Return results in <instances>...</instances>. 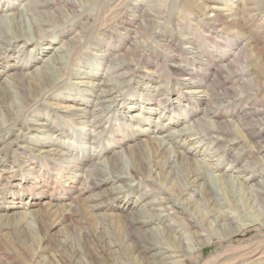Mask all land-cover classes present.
Masks as SVG:
<instances>
[{"label": "rangeland", "instance_id": "1", "mask_svg": "<svg viewBox=\"0 0 264 264\" xmlns=\"http://www.w3.org/2000/svg\"><path fill=\"white\" fill-rule=\"evenodd\" d=\"M84 1L81 3L83 7H80V10L84 14L81 21L86 24L85 34L89 37L99 35L105 41H102L105 44L108 40L114 38L116 46L114 45L112 50H107L106 53H103L100 48L96 49L93 46L90 48V46L86 45L88 48L84 46L76 51L72 57H69L67 68L60 70V67L58 68V65L51 63V60L55 54L60 55L62 60H68L66 59L67 56L65 57L60 52L59 47L63 43V38L67 39V35L76 33L77 28L76 30L72 29V33L63 32L58 34L56 31L48 32L47 36L42 37V39L38 38L39 42L36 45L41 46V48H37L31 43L23 46L19 40L7 49L9 54L0 60V123L6 122V125L8 124V116L5 114L8 110L24 108L23 97L17 88L6 85V88L1 89V84H8L5 72L10 67L15 64L21 66L28 61L31 64H28L27 69L22 66L24 67L23 72L29 73L30 70L38 68L42 62H49L53 73L51 79L57 80V85L43 97H38L36 92L29 89L27 94L30 97L28 98L38 100L37 103L40 108L37 107L32 112L26 111L18 119L17 123L0 128V264H146L147 260L145 257L147 258L149 251L144 249L141 251V248L138 249L135 246L133 239L135 234L124 224L122 215L125 214L123 211H127L129 208V211L132 209L135 213H145L146 217L147 213H153L152 210L148 211V208L162 209L157 204L144 206L152 197L148 198V200H142L145 196L139 198V195L148 192V187L145 185L135 187L136 183L132 181H130L131 183L129 181L116 182L115 185H120L123 193H125L117 196L113 195V197L106 200H90V197L98 191L113 190L114 186H112L111 182L103 186L100 185V188L94 189V191H82L86 185L85 170L92 156L100 155L97 159V163H101L98 165L100 168L107 166L105 163L107 156H110L111 150L117 148L115 144H119L124 136L129 135L130 129L133 130L134 135L128 136L126 139L124 137L123 141L127 143L131 142L130 139H135V142L141 140L143 144L145 143L144 140L150 137L167 139L166 137L169 134L174 135L178 133V130H185L187 135L191 137H187L184 141L177 138V140H167V142H170L168 144L171 148L170 156L174 158L170 159L169 157V160L174 161V164H176V166H173L175 174L172 180L173 185L179 187L181 182L183 185V182L185 183L186 181V167L188 164L185 157L187 154V156L194 159V165L198 171L203 172L205 175V182L207 181L212 193L215 191V196L212 194L211 200L222 203L225 211L231 214L230 219L233 223L243 227L239 233L222 241L219 239L220 234L227 233V227L222 228L223 232L216 233L213 231V225H211V227H208L211 234L210 237L217 238L207 243L201 254L196 252L189 258H185L186 264H205V261L211 258L213 260L207 264H217L222 261L218 260L221 259V256L226 257L228 255L230 257L232 254L241 252L248 245H256L258 243L254 244L256 241H263L264 226L261 225V221H263L261 213L264 209V200L255 195L254 188L258 186H253V184L256 182L264 183V165H262L264 164V159L262 158L264 157V151H259L256 145L249 140L246 133L247 120L241 118V121H238L234 111L239 109V106L227 104L230 97L229 93L225 91L226 86L222 81L226 74L221 73L216 75L217 77L215 76V78L210 76L200 80L199 76V78H196L199 83L195 84L194 82L196 87L177 84L176 81L181 77L177 73L171 72L168 78L165 79V72L161 73V71L166 64L163 58L158 56L156 52L154 53V51L168 50L171 45L174 49L181 47V41H184L183 39L187 37L195 39V42H199L202 45L203 50L199 51L197 58H190V61L203 70L205 65H202L200 61H205L207 55H211L213 64L211 63L210 66L215 68L217 62L223 63V57L232 56L231 52H238L240 45L246 41L245 37L250 36V38H253L256 35L254 38L256 41L252 43L253 45L250 48L248 45L249 49L246 52V56L239 58L235 62L233 69L237 70L238 73H241V69L245 66L252 69L253 72L247 78L255 79L257 82L255 84H258V86L252 84L245 88L246 85H243L244 89L242 88L241 90L239 88V92L243 91V95L245 92H256L257 97H255L258 98L257 102H255L256 105L251 104L253 108L254 106L262 108L264 107V88H261L264 84V36L262 35L264 32V9L260 8L259 11H254L252 8V12H254L253 16L250 17V13H248L250 11H246V9L251 3L243 4V0ZM253 1L255 2V0ZM262 1L264 2V0H256L257 3H260L259 7L263 3ZM25 2V0H16L13 6V8H17L15 10L6 9L4 5H0V8L4 14L10 16L18 10H23ZM141 2L148 9L158 12L159 15L158 13H152L154 23L146 30L140 28L141 17L138 20L139 22H129L130 26L127 25L128 19H124V26L130 27L131 30L133 29L136 32L137 36L133 40L142 42L141 48L138 47L133 54L139 63L135 62L136 64L133 66L135 69L126 72L125 78L113 79L110 76L111 72H108L107 69L109 61L112 60V54L120 48L124 49L125 44H128L131 39L125 37L123 30L115 26L116 23L110 19L111 14L121 8L123 10L125 7L131 8L132 4ZM212 4L227 8V10L219 12L225 13L231 10L241 11V14L248 13L245 17L249 16V18L238 28L242 39L238 40L236 44L232 40L226 41V37H220L221 34H212L211 38L208 37L205 40L206 31L200 26L202 22H199V20L204 19L201 15L203 14L202 12L207 11V7ZM251 6L254 7L253 4ZM107 9L109 12H107ZM126 11L128 10L126 9ZM135 14L137 13L135 12ZM128 15L126 14L127 18H130ZM73 16L74 13L69 12L65 18L70 19ZM19 19L17 25L22 30H27L32 34V23L28 20V17L24 15ZM8 21L9 17L3 23L4 29L8 35H11L12 26ZM142 24L145 23L142 22ZM18 50L19 54L17 53ZM83 51L86 52L83 53ZM31 54H34V56L29 57ZM115 60H118V57ZM156 71L159 73L158 75L155 73ZM199 73L203 75L205 72L200 71ZM106 82L108 84L104 85ZM115 82L117 87L113 89L112 86ZM198 85L199 87H197ZM206 88L208 95L210 96L209 93H211L212 96L210 97L215 98V101L214 99L212 101L216 102V104L211 102L210 106L216 105L214 106L216 108L214 111L221 109V112H224L226 118L231 121L230 126L233 132H231V136L226 137L228 143H231H226L228 147L223 143V140L217 139V141L215 137L208 138L205 126H194L191 124V120H188V116L192 120L195 119L194 121L198 117L205 118L206 116H202L200 109H198H202L203 106L196 107V103L192 105V99H188V103L183 102L182 106H180L181 110L179 107L177 108L180 97L186 100L185 97L196 95L189 91L206 90ZM178 94L180 97L177 99ZM103 95L105 99H111L106 102L108 108L107 112L103 114L106 115L103 119L105 120V132H102L97 137L92 132L93 129L89 124L84 123L87 119H75L70 115V112L77 113L81 110V107L95 111L93 110L94 104L102 100L103 97L101 96ZM222 99L228 100L223 101ZM250 105H245L244 107L248 108ZM184 108H187L185 109L186 113ZM193 109L196 112L198 111L197 115L195 116L192 113L187 115ZM263 117L264 113L258 116L260 120L264 119ZM144 119H147V122ZM205 119L208 121L212 120L209 116ZM124 123L129 125L127 126ZM46 124L52 126L50 131H47L48 127H46ZM126 128L128 129L126 130ZM140 128L146 130L145 134L138 133ZM168 129H171V133H167ZM242 129L243 131H241ZM107 132L113 134L109 136ZM93 134L95 137H92ZM262 136H264V131ZM233 140H235L234 143H232ZM141 141L140 143H142ZM244 141L246 144L244 143L243 145ZM6 142L10 143V147L7 150L4 147ZM143 147L145 152L143 159L148 168L153 167L156 159L160 160L157 162H160L161 165L166 162V153L162 154L160 158H153L150 154L151 151L145 145ZM241 149H245V152L236 155ZM115 150H120V147ZM62 152L67 153V157L72 154L74 158L66 159L69 163L66 160H60V155L58 154ZM191 154H193L194 158ZM236 156H238V159ZM119 160V162H123L121 159ZM199 160L201 161L199 162ZM260 164L261 166H259ZM122 166H125V163ZM239 168L243 170L241 171ZM244 173H249L252 176L249 183L242 181ZM226 175L231 178L227 177V181L224 182L222 181V176L225 177ZM123 177L129 178L126 175ZM223 182L226 190L222 187ZM129 184L131 186L127 187ZM132 187L135 188L131 189ZM193 189L197 198L182 194L178 200L185 212L191 217L198 219V221L202 220L201 223L203 225L207 211L205 207L206 200L203 201L205 192L200 185L196 186V188H191V190ZM79 191L83 193L78 195ZM76 198L78 199L76 201L78 204L73 203ZM153 198L151 200L155 203L158 199ZM101 201L103 202L101 203ZM51 205L64 209V215L60 219L54 218V208L50 207ZM40 207L45 209L47 213V222L45 224L38 220ZM163 212L166 214L168 211ZM25 214L28 215L25 216ZM179 217L172 213L166 219L157 220L154 216L148 218L144 226L140 228L142 236L152 237V240L156 242L158 240L163 242L165 240L159 239L160 236L156 232L159 229L167 232L168 228H171L170 234L178 236L172 230L173 228L168 227V225L173 222L175 224V220L179 219ZM244 224L250 225L245 227L243 226ZM229 244L234 247L232 250L228 249L230 248L228 247ZM256 257H253V259Z\"/></svg>", "mask_w": 264, "mask_h": 264}, {"label": "bare ground", "instance_id": "2", "mask_svg": "<svg viewBox=\"0 0 264 264\" xmlns=\"http://www.w3.org/2000/svg\"><path fill=\"white\" fill-rule=\"evenodd\" d=\"M15 1L16 0H0V5L6 6V9L15 10V9H17L16 7L13 8V6L15 5ZM25 1L26 2L24 4L23 10L22 9L18 10L16 13L12 12L13 14H11L10 16L4 14L2 9L0 8V60L5 58L9 54L7 49L19 40L22 42L23 46H27V44L31 43L33 46H36L37 48H41V46L36 45L39 42L38 38L42 39V37H45L48 35L47 34L48 32L56 31V33H58V34L63 33V32L64 33H67V32L72 33L73 30H76L77 28H78V30L76 31V33H74L72 35H67L66 36L67 39L63 38V40H62L63 43L59 47L60 52H62L65 55V57L67 56L66 59H68V60H62L61 59L62 57L60 55H57V54H55L53 59L51 60V63H53L54 65H58V68L60 67V70H65L67 68V64L70 60L69 57H72L76 51H78L80 48H83L84 46L85 47L90 46V48H91V46H93V48H96V49L100 48L103 53H106L107 50H109V51L112 50L114 48V45L116 46V44L114 43L115 42L114 38L111 39L112 41L108 40L107 43L105 44L102 42L104 40H102V37H100L99 35H94V36L92 35V37H89V36H87V34H85L86 24L81 21L82 18L84 17V14H83V11L81 12V10H80V7L81 8L83 7V5H81V3L84 0H25ZM85 1H89V0H85ZM141 3H138V4H132L131 3L132 4L131 8L125 7L124 10L121 8L122 11H121V9H119L116 12L111 14L110 19L116 23L115 26H117L123 30V34L125 37H127V38L129 37V39H131L130 41L127 39L129 42L127 41L128 44H125L126 46L123 47L124 49L120 48V49H118V51H116L114 54H112L113 55L111 57L112 60L109 61L107 69H108V72L109 71L111 72L110 76L113 79H116V78L123 79L126 76V72L131 71L132 69H135V67H133V66L136 64L135 63L136 61L138 62V60L136 59V57L133 56V54L137 51V48L138 47L141 48V45H142V42H140L139 40H133L137 36L136 32L133 29H132L133 30L132 31L130 29V27L124 26V23H123L124 19H128L127 25L130 26L129 22L132 23L133 21H138V20H140V17H141V21L145 24H142V22H141V26H140V24H138V26H140L141 29L146 30V29H148V27L152 26V23H154V18H153L152 13H158V12H155V10H153V9H148L145 6V4H143V3L141 4ZM151 3H150V5H151ZM248 3H251L254 5V7H253L250 4V5H248V7L246 9V11H250V12H248V13H250L249 14L250 17L253 16L254 11H259L260 8L264 9V2L261 3V5L259 7L260 3H257L256 0H255V2L253 0H251L250 2H249V0H243V4H248ZM127 6H128V4H127ZM252 8L254 10L253 12H252ZM116 9H118V8H116ZM126 9L128 11H126ZM206 10L207 11H205V12L203 11L202 12L203 14H201L204 19L199 20V22H202V25H200V26L203 27L204 30L206 31L205 40H207L208 37L211 38L212 34H214V35L215 34L216 35L221 34L222 36L220 35V37H222V38L226 37V41L232 40V42L235 44L237 43L238 40L242 39L241 33H239L238 28H239V26H241L242 23H245L244 21H246L247 18H249V16H247V18L245 17V15H247L248 13L245 12V14H241L240 13L241 11H238L239 12L238 13L237 11H231V10L227 11L225 13L219 12V11L227 10V8H224L223 6L218 5V4H215V5L212 4V5H210V7H207ZM244 11H245V9H244ZM69 12L72 14L74 13V16H73L74 19H73V17L70 19L65 18V16ZM107 12H109V10ZM135 12L137 14H135ZM126 14H129L128 16L130 18H127ZM24 15H26L28 17V20L32 23V29H33L32 34H30L27 30H22V28L19 25H17L18 21L20 20L19 18L24 16ZM158 15H159V13H158ZM124 16H126V17H124ZM8 17H9L8 22H10L11 26H12V34L11 35H8L6 33V31L4 29V24H3ZM38 19H39V21H38ZM85 21H86V19H85ZM93 21H95V20H93ZM108 23H109V21H108ZM78 26H80V27H78ZM109 29H111V28H109ZM178 29H179V27H178ZM189 29H190V27H189ZM232 29H234V30L232 31ZM137 32H140V31H137ZM148 33L150 34V32H148ZM156 34H158V33H156ZM262 35L264 36V32ZM255 37H256V35H254L253 38L252 37L250 38V36L245 37V40L247 42L245 41L244 43H242L240 45L239 49L237 48L238 52L237 53L231 52L232 56L223 57V59H222L223 63L217 62L215 64V68L210 66L211 63L213 64V62H211V60H213L210 57L211 55H207V58L205 59V61H203V60L200 61V63L202 65H205V68L203 70L201 68H198L199 66H197L194 63H191V61H190V58H195V57L197 58V55H199V51L203 50L202 45L199 42H195L196 41L195 39H190L188 37L184 38L183 39L184 41H181V47H176L174 49V48H172V45H171L170 49L168 48V50L167 49H165V51L157 50V51H154V53L156 52L158 54V56H161L163 58V61L166 64V66L165 65L163 66V70L161 71V73L165 72L164 73L165 79L168 78V75L171 72L177 73V75L181 77L180 79H178V81H176L177 84H181V85L185 84L188 86H195L196 87V85H194V82H195V84L199 83V81L196 80V78L197 77L199 78V76H200V78H199V80H200V79H206L207 77H210V76H212V78H215L216 75L221 74V73L222 74L225 73L226 75L224 76L222 81H223V84L226 86L225 91L229 93V97H230L227 104L232 105V106H239V109H237L236 111L233 110L235 112V115H237L238 121L240 122L241 118H243L244 120H247L248 124H246V125H248V127L246 128V125H245V128H246V133H247L249 140L251 141V143L253 142L256 145V147L259 151H264V136H262V133L264 131V119L260 120L261 117L258 118L259 115L264 113V107L257 108L254 106V108H253L251 103H253V105H256L255 102H257V100H258V98H256L257 97L256 92L255 93L245 92L244 95L242 93L243 91L239 92V88L241 90H242V88L244 89L243 85H246L245 88H247L250 85L257 83L255 81V79L252 80V78L251 79L247 78L253 71L251 68L246 67V66L243 69H241V71H240L241 73H238L237 70L233 69V67L236 64L235 62L238 61L239 58L241 59V58L246 56L247 50L253 45L252 43H254L256 41L254 39ZM216 38H218V37H216ZM208 41H210V40H208ZM89 44H91V45H89ZM207 44H210V43H207ZM112 45H113V47H111ZM152 45L154 46V44H152ZM248 45H249V48H248ZM167 47H168V43H167ZM141 51H142V49H141ZM145 51H146V49H145ZM85 52L86 51H83V53H85ZM17 53L19 54V50L17 51ZM222 55H224V53H222ZM17 56L19 57V55H17ZM32 56H34V54H31L29 57H32ZM158 56H157V58H158ZM116 57H118V60H115ZM142 62H145V61H142ZM28 64H31V63L26 61L22 65L25 67V69H27L26 67L28 66ZM22 65L18 66L15 64L13 67H10L9 70H7L5 72L6 73L5 78H6V81L8 82V84H1V89L3 90L4 88H6V85H8V86L11 85L12 87L17 88L19 93L23 97L24 108L23 109H16V110L9 108L10 110H8V112H5L6 116H8L7 117L8 118V121H7L8 124L6 125V122L0 123V128H2V127L5 128L6 126L8 127L9 124L13 125V124L17 123L18 119L23 115V113H25L26 111L32 112L35 108L39 107V104L37 103L38 100L36 101V99L28 98V97H30L27 94L28 93L27 91L29 89L36 92V95L38 97H43V95L45 96V94H47L48 91L52 90L57 85L56 84L57 80L51 79V76L53 73L51 72V65L49 62H42V64L38 68H34L33 70H30L29 73L23 72L24 67ZM160 65H162V64H160ZM200 71L205 72V73H203V75H201L199 73ZM155 73H157V75L159 74L157 71ZM194 80H196V81H194ZM107 84L108 83L106 82L104 85H107ZM255 85L258 86V84H255ZM203 86H205V85H203ZM116 87H117V85L115 82V83H113L112 88L115 89ZM197 87H199V85ZM255 88H258V87H255ZM261 88H264V84L262 85ZM100 91L102 92V90H100ZM25 92H26V94H25ZM189 92H192L194 95L195 94L196 95L195 96L191 95V96H193L192 98H189L191 96H187V97H185L186 100H183V98H181L179 96V94L177 95V99H178V97H180V100L177 103V108L179 107L181 110L180 106H182L183 102L188 103V99H192L191 103H192V105L196 103V107L197 106L198 107L203 106L202 109L198 108V109H200L199 111L202 113V116H204V117L209 116L210 118H212V120L208 121L205 119L206 117L205 118L198 117V119L196 121H194L195 119L192 120L189 118V116H188V120H191V124L194 126H197V125L205 126L204 128L206 130L208 138L215 137L216 140L217 139L223 140V143H225V144L228 143V140H226V137L231 136L230 134H231V132H233L232 128L230 126L231 121H229V119L226 118L225 113L221 112V109L214 111V109H216L214 106H216V105H214L213 107L210 106L211 102L215 101V98L210 97V96H212L211 93H209L210 96L208 95L207 88H206V90H198V91L193 90V91H189ZM101 97H103L102 100H99L98 103L94 104L93 110H95V111H91V110H88L87 108L81 107V110L78 111L77 113L76 112H70V115L75 119H81V118H83L84 120L87 119L86 121H84V123L89 124V126L93 130L91 128L90 129L92 130V132H94V134L97 137L99 135H101L102 132H105V128H104L105 127V125H104L105 120H103V119H104V117H106V115H103V114H104V112H107L108 104H106V102L110 101V99H111V98L105 99L104 95ZM213 99H214V101H212ZM227 100H225V101H227ZM86 103L89 104L88 102H86ZM214 103L216 104V102H214ZM222 104H223V102H222ZM245 105L246 106L250 105V106H248V108H246V107H244ZM3 109H5V108H3ZM185 109H187V108H184V112L186 113ZM195 109L191 110L190 113H188L187 115H190L192 113L196 116L198 111L196 112ZM226 114H227V112H226ZM146 120L147 119H144L145 122H147ZM175 123H176V121H175ZM124 124L125 125L127 124V126L129 125L128 123H124ZM139 124H141V123H139ZM237 125H238V123H237ZM46 127H48L47 131H50L52 126L50 124H46ZM236 127H239V126H236ZM127 129L128 128H126V130ZM241 131H243V129ZM241 131H240V133H241ZM145 132H146L145 129L140 128V131L138 133L145 134ZM169 132L171 133V129L167 130V133H169ZM177 132L178 133L174 134L175 136L173 134H169L168 137H166L167 139H160L158 137L157 138L150 137V138L144 140V142H145L144 144L141 140L140 141L142 143H140V141L135 142V139H133V140L130 139L131 142L126 143L125 141H123L124 137L126 139V137H128V136L131 137L134 135L133 130L130 129L129 135L124 134L126 136H124L121 139L119 144H115V146L117 148L120 147V150H115L117 148H114L113 150H111L110 156H107V158L105 160V163L107 164V166H105L103 168H100L98 166L101 163H97V159L100 156V155L99 156L97 155L96 157H93V156H92V158L90 157L91 161L89 162V164H87V167H86L87 169L85 170L86 185L82 191H94V189L96 190V189L100 188V185L103 186L109 182H111L112 186H114L113 190L112 189L111 190L109 189L107 191L102 190V191H98L97 193H94L93 195H91L90 200H102V199L106 200V199L113 197V195L117 196L119 194H122L123 190L120 188V185H115V183L116 182H124V181L125 182L129 181V183H131L130 181H132V182L136 183L134 185L135 187H140L142 185H145L146 187H148V189H149L148 192H145V193H142L141 195H139L140 196L139 198H142L145 196L144 198H142V200H146V199L148 200V198H150V197H152V198L154 197V198L158 199L154 203L153 200H151L152 199L151 198L149 200V202H146L144 204L145 207L152 205V204L153 205L157 204V206L159 205L162 207V209H155V208L149 209L148 208V211L152 210L153 213H151V214L147 213V217H146V215H144L145 213L144 214L143 213L140 214L137 212L135 213V212H133L132 209H131V211H129L130 208L127 211H123L124 209L122 210L123 212H125V214L122 215L123 221L125 222L124 224L127 226L128 229H131L135 234V236L133 237L135 246L138 249L141 248V251L143 249L145 251H149V255L147 256V258L145 257V259L147 260L145 262L146 264H171V263H173V264H186V262L184 261L185 258H187V257L189 258L190 256H192L196 252H199V254H201L204 246L207 243H210V242H212V240L217 238V237L216 238L210 237L211 234L209 233L208 227H211V225H213V231H215L216 233L217 232H219V233L223 232L222 228L227 227L228 232L220 234L221 235L220 237L218 236L219 239L222 241H225V240L229 239L230 237L236 235L243 228V227H241L239 225L237 226L235 223H233V221L230 219L231 214H229L225 211V207H224V205H222V203L220 204L216 200H211L212 194H213V196H215L214 195L215 191L213 190L214 192L212 193L211 188H209L207 181L205 182V180H206V179H204L205 175L203 174V172L198 171V169L194 165V162H195L194 159H192L190 156H187L186 153H184V154H186L185 158H186V163L188 164L186 167V170H187L186 181H185V183L183 182V185L181 182L180 183L181 186H179V187H175L173 185L172 180L175 176L174 171H173V166H176V164H174V161L169 160V157H170V159H174V158H171V156H170L171 148L168 145L170 142H167V140H174L177 138L178 140L180 139V140L184 141L187 137H191L190 135H187L185 130H178ZM94 134L92 135V137H95ZM107 134L109 136H111L113 133L111 134L110 132L109 133L107 132ZM170 136H171V138H169ZM194 136H196V135H194ZM89 139H90V135H89ZM114 141H115V139H114ZM116 142H117V140H116ZM234 142H235V140H233L232 143H234ZM244 143L246 144L245 141L243 142V145H244ZM228 144H231V143L229 142ZM228 144H226L227 147H228ZM144 145L151 151L150 154L153 156V158H158V157L160 158L162 156V154L166 153L167 154L166 162L161 165L160 162L159 163L157 162L160 160L156 159V161L153 163V167L148 168V166L145 165L146 163L143 159V155L145 154L144 147H143ZM4 147L6 148L5 150L9 149L10 143L6 142L4 144ZM241 152H245V149L239 150L236 155H239ZM58 155H60L59 159L64 160V161L70 157L74 158V156L72 154H69V156L67 157L68 154L63 153V152L59 153ZM191 155L193 157V154H191ZM237 157L238 156H236V158ZM262 158L264 159V157H262ZM119 159H121L123 162H119L120 161ZM190 161H192V162H190ZM200 161L201 160H199V162ZM256 161H257V159H256ZM66 162H67V160H66ZM70 162H72V160H70ZM67 163H69V162H67ZM124 163H125V166H122ZM165 164H167V165H165ZM257 164H259V163H257ZM262 165H264V164H262ZM77 166H79V165H77ZM259 166H261V164ZM204 168L206 169L205 164H204ZM245 168H247V167H245ZM244 170H246V169H244ZM181 172H182V170H181ZM124 175L129 176V178L123 177ZM166 177H167V179H165ZM227 177H230V176H227V175L225 177L222 176V179H223L222 181H224V182L227 181ZM243 178H244L242 180L243 182L247 181V183H249L252 176H250L249 173H244ZM224 182H223L222 187L224 190H226ZM174 184H175V181H174ZM198 185L202 186V188L204 189L203 191L205 192V197L203 198L204 199L203 201L206 200L205 207L207 208V211L205 213L206 216H205V222L203 223V225L201 223L202 220L198 221V219L193 218L189 214H187L185 212V210L182 208V205L179 203V200H178L179 196H181L182 194H187L188 196L195 198L196 194L194 193V189L191 190V188H196V186H198ZM130 186H131V184H129L127 187H130ZM253 186H258L257 188H254L255 195L258 198L264 200V183L260 184V183L256 182L253 184ZM135 187H132L131 189H133ZM82 191H79L78 195H80V193H83ZM77 198H78V196H77ZM77 198L74 199L73 203H76V201H78ZM102 202L103 201H101V203ZM99 203H100V201H99ZM76 204H78V203H76ZM50 207L54 208V210H53V214L55 216L54 218L60 219V217L64 215V209L63 210L59 209L60 208L59 206L56 207V205L55 206L51 205ZM261 207H263V206H261ZM39 211L40 212H39V219L38 220H40V222L45 224L47 222L46 221L47 213H46L45 209H43V208L39 209ZM163 211H168V212L165 214ZM172 213L176 214L177 216H180V217H179V219L175 220V224H174V222L172 224L168 223V224H170V225H168V227H172L173 228L172 230L175 231V233H177L178 236L170 234L171 228H168L167 232H165V230H160V229L156 232L160 236L159 239L165 240L163 242L159 241V240L156 242V241L152 240V237L149 238L147 236H142V232H141L140 228L142 226H144V224L146 223L148 218H151L152 216H154L157 218V220L158 219L159 220L160 219H166ZM261 214L263 216L262 217L263 221H261L262 222L261 225L264 226V209H263V212ZM26 215H28V214H25V216ZM219 216H221L220 219H219ZM143 218H145V219H143ZM246 218H247V216H246ZM229 220H231V221H229ZM176 221H178V222H176ZM225 222H227V223H225ZM29 223H31V222L29 221ZM204 224L207 226L203 227V226H205ZM49 225H51V224H49ZM49 225H46V226H49ZM249 225L250 224H244L243 226L247 227ZM192 229H194V230L191 231ZM176 230H177V232H176ZM255 243H257V244L253 245V246L248 245V247L245 248L246 250L245 249L241 250V252L232 254L230 257L228 255L226 257L221 256V259H218V260H222V261L218 262L217 264H261V263L264 264V240L263 241H261V240L256 241V242H254V244ZM228 247H230V248H228L229 250H232L234 248L230 244L228 245ZM229 250H227V251H229ZM234 251H235V249H234ZM253 257H256V258L253 259ZM212 260H213L212 258L206 260L205 264H207L208 262H210Z\"/></svg>", "mask_w": 264, "mask_h": 264}]
</instances>
